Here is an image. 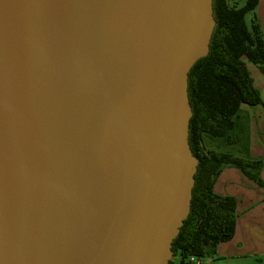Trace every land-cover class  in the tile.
Here are the masks:
<instances>
[{
	"label": "water",
	"instance_id": "95a60500",
	"mask_svg": "<svg viewBox=\"0 0 264 264\" xmlns=\"http://www.w3.org/2000/svg\"><path fill=\"white\" fill-rule=\"evenodd\" d=\"M215 25L213 0H0V264L170 263Z\"/></svg>",
	"mask_w": 264,
	"mask_h": 264
},
{
	"label": "trees",
	"instance_id": "16d2710c",
	"mask_svg": "<svg viewBox=\"0 0 264 264\" xmlns=\"http://www.w3.org/2000/svg\"><path fill=\"white\" fill-rule=\"evenodd\" d=\"M258 3L259 0H213L216 25L210 50L193 65L188 79L193 111L189 143L198 159L191 210L172 245L179 260L169 264H196L210 258L220 243L234 236L237 200L214 191V181L224 165L241 169L264 187L260 176L262 160L241 157L234 151L208 149L205 145L206 138L224 141L232 148L238 143L243 145L242 137L234 133L238 127L239 134L245 135L246 145L247 117L242 106L262 102L246 62L255 64L264 74V34L255 14ZM250 14L249 23L246 17ZM243 117L246 123L242 122Z\"/></svg>",
	"mask_w": 264,
	"mask_h": 264
},
{
	"label": "crops",
	"instance_id": "0c3cea01",
	"mask_svg": "<svg viewBox=\"0 0 264 264\" xmlns=\"http://www.w3.org/2000/svg\"><path fill=\"white\" fill-rule=\"evenodd\" d=\"M255 14L264 34V0H259ZM251 65L253 71L247 64L262 102L242 106L247 117L246 148L242 146L235 154L262 160L260 176L264 181V74L255 64ZM214 191L220 196L236 198L238 217L232 239L220 243L210 258L245 257L249 259V264H264V187L247 177L241 169L224 165L214 181ZM209 260L202 261L211 264Z\"/></svg>",
	"mask_w": 264,
	"mask_h": 264
},
{
	"label": "rangeland",
	"instance_id": "374dc122",
	"mask_svg": "<svg viewBox=\"0 0 264 264\" xmlns=\"http://www.w3.org/2000/svg\"><path fill=\"white\" fill-rule=\"evenodd\" d=\"M247 21L250 23V18H249V15L246 17ZM246 60V59H245ZM247 64L250 66V70L253 71V67L251 64V62L247 61ZM261 71V70H260ZM244 117H246V115H244ZM242 118L243 119V123H246V119L245 118ZM235 135L237 136H241L242 137V142H243V145L240 146V144H236L234 145V147L232 148L231 146L227 145L224 143V141L222 142L221 140H212L210 138H206L205 139V145L208 149H214V150H220V151H234V153H236V151H239V148L244 146L245 145V135L244 134H239V127L235 130ZM210 260V263L211 264H249V259L248 258H245V257H240V258H209ZM172 260H175L178 262L179 260V256H173Z\"/></svg>",
	"mask_w": 264,
	"mask_h": 264
},
{
	"label": "built area",
	"instance_id": "2783aa9c",
	"mask_svg": "<svg viewBox=\"0 0 264 264\" xmlns=\"http://www.w3.org/2000/svg\"><path fill=\"white\" fill-rule=\"evenodd\" d=\"M196 264H206V263L203 261H197Z\"/></svg>",
	"mask_w": 264,
	"mask_h": 264
}]
</instances>
